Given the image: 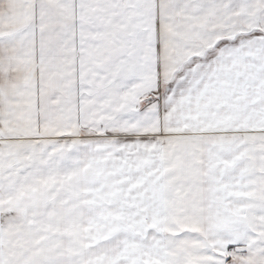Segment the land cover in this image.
Returning a JSON list of instances; mask_svg holds the SVG:
<instances>
[{"label":"crops","instance_id":"obj_1","mask_svg":"<svg viewBox=\"0 0 264 264\" xmlns=\"http://www.w3.org/2000/svg\"><path fill=\"white\" fill-rule=\"evenodd\" d=\"M264 264V0H0V264Z\"/></svg>","mask_w":264,"mask_h":264},{"label":"rangeland","instance_id":"obj_2","mask_svg":"<svg viewBox=\"0 0 264 264\" xmlns=\"http://www.w3.org/2000/svg\"><path fill=\"white\" fill-rule=\"evenodd\" d=\"M45 264V263H44Z\"/></svg>","mask_w":264,"mask_h":264}]
</instances>
